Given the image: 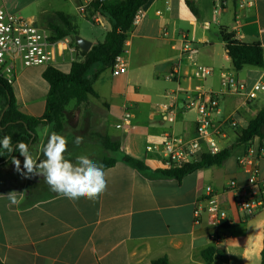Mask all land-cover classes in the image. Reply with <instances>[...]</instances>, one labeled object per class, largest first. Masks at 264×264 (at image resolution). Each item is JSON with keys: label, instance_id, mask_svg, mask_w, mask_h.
Instances as JSON below:
<instances>
[{"label": "crops", "instance_id": "1", "mask_svg": "<svg viewBox=\"0 0 264 264\" xmlns=\"http://www.w3.org/2000/svg\"><path fill=\"white\" fill-rule=\"evenodd\" d=\"M0 1L8 12L27 13V20L47 31L48 23L57 20V13L70 17L76 31L75 16L85 20L77 10L83 0H21L17 6L15 0ZM192 2L195 12L184 0H149L141 6L144 15L125 40V73L112 75L107 68L98 74L95 67L89 79L97 97L89 95L67 108L69 124L63 132L82 127L84 135L92 129L90 140L102 148L104 155L112 151L103 147L102 137L120 144L110 156L115 163L104 168L107 191L95 202L83 198L73 202L56 193L26 201L14 165L9 162L0 166V194L12 190L25 193L18 196V205L0 196V264H151L159 258H165L167 264H207L203 252L210 248L219 251L212 255L211 264H260L264 207L245 215L235 210L232 196L225 194L222 205L230 223L223 230L204 221L195 224L193 207L205 186L221 192L229 180L244 184L246 174L237 159L249 148L259 156V179L264 183V141L256 137L246 145H235V131L246 128L264 106V91L252 100L245 97L252 85L264 82V63L262 67L244 66L236 71L220 37V28L224 27L243 43L259 42L264 59V0ZM239 3L245 5L241 10ZM216 7L220 8L217 16L213 14ZM236 12L240 13L239 21L234 19ZM105 20V28L99 27V38H86L91 46L101 42L109 29ZM79 58L82 60V56ZM194 63L208 67L209 75L193 78ZM57 65L55 62L53 66ZM27 68L31 67L19 69L17 77ZM223 76L234 77L244 90L225 93ZM48 89L47 84L46 95ZM201 93H210L218 100V111L211 114V120L221 126L220 149L230 148V153L222 165L198 168L176 181L158 172L164 168L161 155L147 152L146 147L159 145L165 135L192 139L196 97ZM14 95L22 111L15 91ZM45 98L38 114H25L40 116ZM169 111L172 121L167 119ZM125 112L130 114L132 124L126 130L117 129ZM45 128L49 134L53 131L49 125L37 127V141L29 148L37 158H41L40 147L47 140ZM124 156L141 161L146 168H136L125 162ZM18 159L23 166V157ZM216 232L224 234L223 242L212 239Z\"/></svg>", "mask_w": 264, "mask_h": 264}, {"label": "built area", "instance_id": "2", "mask_svg": "<svg viewBox=\"0 0 264 264\" xmlns=\"http://www.w3.org/2000/svg\"><path fill=\"white\" fill-rule=\"evenodd\" d=\"M244 6V3H239L238 10L243 9ZM77 10L85 20L105 28V17L90 8L89 0H83V4ZM219 10L220 8L216 7L213 14L219 15ZM143 15L144 11L140 7L133 16L131 29L139 23ZM240 18V13L236 12L235 21H239ZM186 37L187 35L184 39ZM65 50H68L71 55H75V49L70 45L68 38L51 41L46 30L37 27L27 19L11 14L0 1V79L12 84L16 79L17 69L54 65L57 57L62 56ZM127 53L124 41L121 52L115 56L110 67L112 75L125 73ZM193 65L194 69L191 74L193 78L203 79L209 75L208 67L196 63ZM221 84L225 93H237L244 90L243 86L232 76H223ZM261 91H264L263 81L255 83L245 91L246 100L254 99ZM196 98L198 99L195 106L197 118L192 139L186 140L173 135H165L159 145L146 147L147 152L157 151L160 153L163 169L180 168L185 164L198 162L203 154L214 155L221 150L218 144V138L223 136L221 126L214 124L211 120V114L218 111V100L210 93H201ZM167 119L172 121L173 113L171 111L168 112ZM131 124L130 114L125 112L121 122L116 124V128L126 130ZM258 158V154L249 148L237 159L239 168L246 174L244 184H240L236 180H229L221 192L215 191L211 186L204 187L203 193L195 201L193 207L195 224L204 221L213 228L225 229L230 220L222 205V197L227 193L232 196L233 206L237 212L250 215L264 207V183L259 179ZM217 233L212 236V239L215 243L223 242L224 234Z\"/></svg>", "mask_w": 264, "mask_h": 264}, {"label": "trees", "instance_id": "3", "mask_svg": "<svg viewBox=\"0 0 264 264\" xmlns=\"http://www.w3.org/2000/svg\"><path fill=\"white\" fill-rule=\"evenodd\" d=\"M149 0H121L116 3H108L100 0H89L90 8L98 11L109 21V29L105 32L101 42L92 45L87 52L80 50L75 44L77 35L76 25L70 17L63 13H57V20L48 23L49 39L59 41L69 38L70 45L75 49V58L70 63L68 73H64L53 65L46 66L41 76L47 82L49 89L45 98L44 111L40 116H30L19 110L11 84L0 79V139L5 135L12 137L13 144L23 141L32 146L37 141L36 128L49 125L53 131L61 133L69 124L67 106L71 101L81 103L87 97L97 94L91 86L89 75L97 67L99 74L110 68L114 58L118 55L131 30V22L136 11ZM191 12L194 11L192 0H184ZM220 37L225 44L226 54L233 68L238 71L244 66L262 67L264 63L263 49L259 42L243 43L236 39L234 33L226 28H220ZM82 56V60L79 58ZM264 106L251 119L247 127L235 131V145H246L254 138L264 141ZM101 143L106 150L116 152L120 148L117 141L109 137H102ZM0 166L11 161L12 156L21 157L14 151L8 154L0 149ZM230 148L222 149L214 155L203 154L198 162L185 164L180 168L161 169L162 175L180 181L181 178L201 167L220 166L228 158ZM123 160L138 169L146 167L141 161L124 156ZM115 163L114 158H103L101 164L104 168ZM215 252L210 248L203 252L207 264L212 263V255ZM260 264H264V238L260 253ZM151 264H167L165 258L153 260Z\"/></svg>", "mask_w": 264, "mask_h": 264}, {"label": "clouds", "instance_id": "4", "mask_svg": "<svg viewBox=\"0 0 264 264\" xmlns=\"http://www.w3.org/2000/svg\"><path fill=\"white\" fill-rule=\"evenodd\" d=\"M43 133L47 136V142L40 147L43 159L34 157L29 150V145L23 141H18L14 145L10 135H5L0 139V149L8 154L16 151L23 157L22 167L21 160L16 156H12L10 161L14 165V170L23 178L31 179L40 176L43 177L49 189L62 198L73 202L82 198L95 202L107 191L104 166L87 155H79L75 161L66 158L67 138L56 131H51L49 134L48 128H45ZM82 142V136L75 138L74 143L77 146ZM0 155L3 153L0 152ZM23 195H25L24 192L16 190L0 194L6 197L12 205L20 204L21 199H18V196Z\"/></svg>", "mask_w": 264, "mask_h": 264}, {"label": "rangeland", "instance_id": "5", "mask_svg": "<svg viewBox=\"0 0 264 264\" xmlns=\"http://www.w3.org/2000/svg\"><path fill=\"white\" fill-rule=\"evenodd\" d=\"M20 1L21 0H15V4H16L15 6H17L18 2L20 3ZM11 14L21 16L24 19L28 18L26 17L27 13L24 14L22 11L21 12L15 11L12 12ZM75 22L77 24V30H78L77 32L79 33L80 36L84 37L85 40L93 39L95 37L99 38V36H101L102 33V31L100 30L101 28H99V26L97 25H94L90 21L83 20L75 16ZM70 58H71L70 52L68 50H65L63 52V55L58 56L56 59V63L58 64L57 67L61 69L63 72H67L70 65L69 64ZM44 68L45 66L31 67V68H27L25 70V73L23 72L22 74H20V76L17 77L16 75V79L13 82V87L18 102L20 103L21 106H23L22 111L24 113L38 114L41 111V107L47 90V83L41 77V72ZM19 72L20 70L17 69L16 74L17 73L19 74ZM89 99L90 101L91 100L95 101L94 99L91 98ZM74 103L73 101H71L68 104L67 108L71 107ZM71 126H74V123H71ZM81 130L84 129L82 127H79L78 130H74V131L69 130L61 133V135H64L68 140V151L65 154L66 158L75 161L77 156L87 155L90 159L98 162L101 160L102 157L110 158L111 155L113 156L115 154V152L113 153L107 152V155H104V151L102 150V148L99 145L92 143L90 140L91 134L93 133L92 129H89L86 132H84V135L80 132ZM77 136L83 137V142L79 146H77L74 143L75 138ZM39 159H43V156H41V158ZM15 178L18 179L21 178L19 180V186H22L20 187L21 190L25 191V193L27 194L28 199H26V201H28L31 198L43 197L54 193L49 189L48 185L44 182L43 177L38 178L37 180L26 179L25 181L22 179L21 175L15 171Z\"/></svg>", "mask_w": 264, "mask_h": 264}, {"label": "water", "instance_id": "6", "mask_svg": "<svg viewBox=\"0 0 264 264\" xmlns=\"http://www.w3.org/2000/svg\"><path fill=\"white\" fill-rule=\"evenodd\" d=\"M74 40H75V44L80 50L87 52L90 49L91 43L89 41L79 37L78 35L74 37ZM35 177L41 178L40 176H35ZM35 177H33L32 179L35 180Z\"/></svg>", "mask_w": 264, "mask_h": 264}]
</instances>
